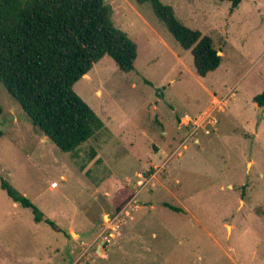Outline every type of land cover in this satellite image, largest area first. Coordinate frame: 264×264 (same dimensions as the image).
<instances>
[{
    "label": "rangeland",
    "instance_id": "374dc122",
    "mask_svg": "<svg viewBox=\"0 0 264 264\" xmlns=\"http://www.w3.org/2000/svg\"><path fill=\"white\" fill-rule=\"evenodd\" d=\"M161 1L220 66L199 77L149 3L105 0L137 58L124 73L105 56L74 84L104 124L76 161L0 83V264H264V0Z\"/></svg>",
    "mask_w": 264,
    "mask_h": 264
},
{
    "label": "trees",
    "instance_id": "16d2710c",
    "mask_svg": "<svg viewBox=\"0 0 264 264\" xmlns=\"http://www.w3.org/2000/svg\"><path fill=\"white\" fill-rule=\"evenodd\" d=\"M135 1L149 3L176 42L190 51L199 77L220 66L222 58L211 38L180 22L170 5L161 0ZM219 1L229 2L234 11L242 0ZM111 16L105 0H0V83L32 125L75 161L79 148L102 132L104 124L73 91L74 84L105 56L124 73L134 70L137 58L135 42L115 27ZM254 102L264 105V88ZM1 188L30 209L37 223L60 231L28 199L3 182Z\"/></svg>",
    "mask_w": 264,
    "mask_h": 264
},
{
    "label": "built area",
    "instance_id": "2783aa9c",
    "mask_svg": "<svg viewBox=\"0 0 264 264\" xmlns=\"http://www.w3.org/2000/svg\"><path fill=\"white\" fill-rule=\"evenodd\" d=\"M50 187L51 188H56L57 187V183L56 182L51 183Z\"/></svg>",
    "mask_w": 264,
    "mask_h": 264
},
{
    "label": "water",
    "instance_id": "95a60500",
    "mask_svg": "<svg viewBox=\"0 0 264 264\" xmlns=\"http://www.w3.org/2000/svg\"><path fill=\"white\" fill-rule=\"evenodd\" d=\"M220 54H221L220 52H217V55H218V56H220ZM258 108H259L260 111H261L262 108H261L260 106H258Z\"/></svg>",
    "mask_w": 264,
    "mask_h": 264
}]
</instances>
